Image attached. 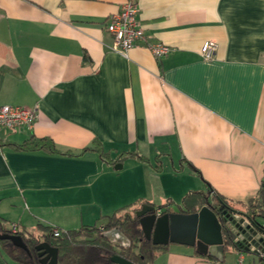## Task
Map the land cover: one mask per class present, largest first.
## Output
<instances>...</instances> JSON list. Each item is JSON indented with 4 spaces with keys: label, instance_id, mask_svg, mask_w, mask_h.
I'll return each instance as SVG.
<instances>
[{
    "label": "crops",
    "instance_id": "1",
    "mask_svg": "<svg viewBox=\"0 0 264 264\" xmlns=\"http://www.w3.org/2000/svg\"><path fill=\"white\" fill-rule=\"evenodd\" d=\"M125 1L0 0V106L39 111L32 129H0V219L12 231L76 229L191 191L220 193L242 214L259 194L264 0H137L147 38L172 47L162 58L143 42L128 57L111 49L107 20ZM33 135L77 154L10 144ZM179 175L178 199L169 184ZM209 256L171 242L153 264H264L238 246ZM0 264H12L1 251Z\"/></svg>",
    "mask_w": 264,
    "mask_h": 264
},
{
    "label": "trees",
    "instance_id": "2",
    "mask_svg": "<svg viewBox=\"0 0 264 264\" xmlns=\"http://www.w3.org/2000/svg\"><path fill=\"white\" fill-rule=\"evenodd\" d=\"M17 150L36 151L45 150L50 153H62L76 155L73 151L61 152L53 139L49 137L31 136L21 143H10ZM103 157L110 153H104L103 147H96ZM84 148L80 153L87 151ZM135 155V153H131ZM116 162L122 161L121 156ZM141 159H145L140 156ZM209 206L215 211L223 223V233L225 237L226 249L236 247L229 235V231L224 224V211L234 214L241 209L235 203L227 199L224 195L216 193L212 198L208 193L202 191L189 192L182 203L177 204L182 212L193 213L201 209L204 205ZM172 202H166L159 205V208L165 207L171 210ZM127 207L117 210L114 214L103 216L99 223L92 225H82L76 229L61 230L59 236H55V227L42 225L44 233L41 236L35 234H25L23 232H14L7 227V223L0 219V233L19 234L23 237L29 252L17 245L10 239H0V251L7 257L12 264H42L36 246L42 241L49 242L52 246L58 248L59 264H113L112 256L119 254L122 257L136 264H153L160 251L167 248V245H155L148 239L141 227L140 218L136 212L140 207H134L132 210L122 212ZM252 218L264 219V183L260 188L257 197L249 202L244 211ZM118 227L132 242L130 247H118L111 243L102 234L103 232ZM208 256V254H205ZM209 258H212L209 256Z\"/></svg>",
    "mask_w": 264,
    "mask_h": 264
},
{
    "label": "water",
    "instance_id": "3",
    "mask_svg": "<svg viewBox=\"0 0 264 264\" xmlns=\"http://www.w3.org/2000/svg\"><path fill=\"white\" fill-rule=\"evenodd\" d=\"M119 164L116 168H121ZM161 208L144 204L136 212L145 236L155 245H168L171 242L196 246L216 259L223 261L226 251L223 223L209 204L193 213L182 212L175 205L171 210L158 213ZM224 224L236 246L246 251L264 249V225L259 218H252L248 214L224 211ZM111 243L118 247H130L131 240L118 228L105 231L102 234ZM0 239H10L15 245L29 248L19 234L0 233ZM40 263L59 264L58 248L47 241L36 246ZM113 264H136L119 254L112 256Z\"/></svg>",
    "mask_w": 264,
    "mask_h": 264
},
{
    "label": "built area",
    "instance_id": "4",
    "mask_svg": "<svg viewBox=\"0 0 264 264\" xmlns=\"http://www.w3.org/2000/svg\"><path fill=\"white\" fill-rule=\"evenodd\" d=\"M140 8L137 0H126L120 10L108 17L106 28L113 37L111 49L128 57L129 51L138 43L143 42L157 58H162L172 51V47L162 43L151 41L145 35V31L139 19ZM217 49V43L207 40L201 47V54L205 59H211ZM39 116L38 108H27L17 105L0 106V129L21 130L32 129ZM161 210H158L160 213ZM264 225V222H263ZM13 231L17 232L14 225ZM55 236L61 234V230L55 228ZM264 257V249L258 251Z\"/></svg>",
    "mask_w": 264,
    "mask_h": 264
},
{
    "label": "rangeland",
    "instance_id": "5",
    "mask_svg": "<svg viewBox=\"0 0 264 264\" xmlns=\"http://www.w3.org/2000/svg\"><path fill=\"white\" fill-rule=\"evenodd\" d=\"M174 161H175V163L177 164L178 162H179V160L177 159V158H175L174 159ZM164 162L166 163V171H167V174H166V176H168L169 178H172L173 177V174L172 173H174V169H173V167H172V161L170 160V159H168L167 157H165L164 158ZM177 166V165H176ZM177 168V167H176ZM181 177H183V176H181V175H179L178 176V178L180 179V182L177 180V181H174V180H172L171 182H170V188H172V190L173 191H175V193H176V196H177V198L179 199L180 198V196L179 195H177V194H179L178 193V191H179V187H181V184H179V183H182V181H181ZM111 230V229H110ZM108 231V230H107ZM7 258V257H6ZM8 259V258H7ZM9 260V259H8ZM10 261V260H9Z\"/></svg>",
    "mask_w": 264,
    "mask_h": 264
}]
</instances>
